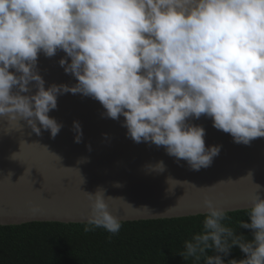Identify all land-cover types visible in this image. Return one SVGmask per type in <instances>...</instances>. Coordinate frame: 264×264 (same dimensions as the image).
Returning <instances> with one entry per match:
<instances>
[{
	"label": "clouds",
	"instance_id": "9594fccd",
	"mask_svg": "<svg viewBox=\"0 0 264 264\" xmlns=\"http://www.w3.org/2000/svg\"><path fill=\"white\" fill-rule=\"evenodd\" d=\"M61 51L58 63L76 82L46 88L38 57ZM65 93L97 100L102 117H123L133 142L208 168L222 146L206 147L193 120L210 118L236 144L264 138V0H0V118L55 138L63 125L48 113ZM72 131L79 143L78 121ZM149 167L164 170L162 161ZM255 185L243 209L250 222L235 226L231 210L201 189V228L177 253L187 264H264V189ZM83 193V231L117 234L122 221L104 189ZM234 247L244 258L226 260Z\"/></svg>",
	"mask_w": 264,
	"mask_h": 264
},
{
	"label": "water",
	"instance_id": "95a60500",
	"mask_svg": "<svg viewBox=\"0 0 264 264\" xmlns=\"http://www.w3.org/2000/svg\"><path fill=\"white\" fill-rule=\"evenodd\" d=\"M64 55H39L46 88L76 82L58 63ZM103 112L90 97L59 95L57 108L48 113L63 125L55 138L46 130L37 136L23 121L20 127L0 118V225L81 223L90 211L83 191L94 193L97 188L104 189L108 211L121 221L199 215L204 211L201 189L214 205L243 210L256 192L255 184L264 189V138L247 146L236 144L201 116L192 123L204 128L205 146L222 147L210 167L193 171L162 146L133 142L122 126L123 117L112 120L102 117ZM73 121L83 133L79 143L74 142ZM159 161L163 171L149 167Z\"/></svg>",
	"mask_w": 264,
	"mask_h": 264
},
{
	"label": "trees",
	"instance_id": "16d2710c",
	"mask_svg": "<svg viewBox=\"0 0 264 264\" xmlns=\"http://www.w3.org/2000/svg\"><path fill=\"white\" fill-rule=\"evenodd\" d=\"M228 214L232 226L241 219L250 222L243 210ZM202 220L199 214L122 221L115 235L103 228L85 233L82 223L0 225V264H187L177 253L183 241L200 230ZM237 232L251 239L250 230ZM242 258L234 247L225 259Z\"/></svg>",
	"mask_w": 264,
	"mask_h": 264
}]
</instances>
